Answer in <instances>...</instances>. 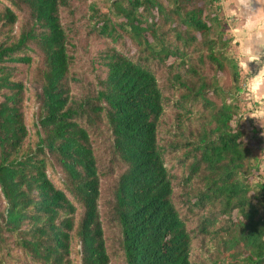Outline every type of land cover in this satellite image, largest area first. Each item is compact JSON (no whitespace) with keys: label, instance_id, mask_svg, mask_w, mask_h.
<instances>
[{"label":"trees","instance_id":"1","mask_svg":"<svg viewBox=\"0 0 264 264\" xmlns=\"http://www.w3.org/2000/svg\"><path fill=\"white\" fill-rule=\"evenodd\" d=\"M244 83L220 0H0V264H264Z\"/></svg>","mask_w":264,"mask_h":264},{"label":"crops","instance_id":"2","mask_svg":"<svg viewBox=\"0 0 264 264\" xmlns=\"http://www.w3.org/2000/svg\"><path fill=\"white\" fill-rule=\"evenodd\" d=\"M220 6L234 44L236 61L244 48H259L264 51V0H220ZM248 67L251 74L257 73L258 65L255 62H249ZM241 73L246 77L245 73ZM258 95L260 101L245 93L249 109L246 119L261 138V173L264 176V118L256 120L251 116V112L264 102V87Z\"/></svg>","mask_w":264,"mask_h":264},{"label":"rangeland","instance_id":"3","mask_svg":"<svg viewBox=\"0 0 264 264\" xmlns=\"http://www.w3.org/2000/svg\"><path fill=\"white\" fill-rule=\"evenodd\" d=\"M104 45L101 42H92V43H79L78 44V53H80L81 58H80V64L78 65V68L80 70L85 71L86 73H90V64L92 69H95L93 71V75H96L99 73V68H98V60H97V55L98 52L102 50ZM19 78L22 79L27 87H29V78H30V72H26L25 69L22 74L19 75ZM29 89V88H28ZM23 114H24V120L25 124L30 132V134L33 133L34 131V126L36 122V116H37V103L35 102L33 98L32 91L27 90L25 94V101L23 104L22 108ZM167 115L169 113L167 112ZM107 182H103V186H105ZM197 246L194 244V250L192 251L191 254V259L196 260L198 255L200 254L199 251H197ZM74 251L78 249L77 245H74ZM76 261V260H75ZM111 264H119L118 261H113Z\"/></svg>","mask_w":264,"mask_h":264},{"label":"clouds","instance_id":"4","mask_svg":"<svg viewBox=\"0 0 264 264\" xmlns=\"http://www.w3.org/2000/svg\"><path fill=\"white\" fill-rule=\"evenodd\" d=\"M249 62L258 65L256 74H251L248 67ZM238 69L246 74L243 90L252 99L260 101V90L264 87V51L259 48H244L237 59ZM251 116L256 120L264 118V102L260 103L252 112Z\"/></svg>","mask_w":264,"mask_h":264}]
</instances>
